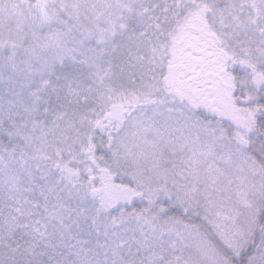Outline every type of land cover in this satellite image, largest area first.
I'll list each match as a JSON object with an SVG mask.
<instances>
[{"label": "snow or ice", "instance_id": "1", "mask_svg": "<svg viewBox=\"0 0 264 264\" xmlns=\"http://www.w3.org/2000/svg\"><path fill=\"white\" fill-rule=\"evenodd\" d=\"M0 264H264V0H0Z\"/></svg>", "mask_w": 264, "mask_h": 264}]
</instances>
